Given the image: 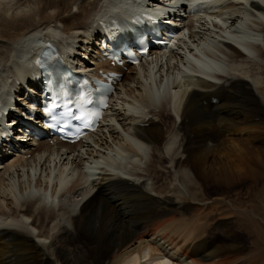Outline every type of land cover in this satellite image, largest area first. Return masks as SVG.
Segmentation results:
<instances>
[{
    "label": "bare ground",
    "instance_id": "1",
    "mask_svg": "<svg viewBox=\"0 0 264 264\" xmlns=\"http://www.w3.org/2000/svg\"><path fill=\"white\" fill-rule=\"evenodd\" d=\"M142 1L0 0V22L7 29L0 31V103L19 90L12 83L28 76V55L40 42L64 46L74 39L83 48L108 7L123 14ZM224 1L233 6L229 15L237 21L242 0ZM251 7V25L264 33V0ZM201 25L194 30L209 31ZM93 44L91 51L97 52L101 42ZM222 49L230 66L221 75L189 69L177 82L185 70L174 61H183L184 52L169 51L167 58V53L156 55L131 67L113 98L112 116L96 135L76 146L42 143L0 167V264H246L255 259L245 257L247 240L232 232L230 222H222L227 234L217 238L204 235L202 222L191 225L186 217L196 209L193 187L211 183L252 193L264 180V46L234 40ZM174 70L178 77L168 86L177 102L171 104L169 96L156 100L151 91L161 90L162 73L171 79ZM25 103L16 99L19 109ZM86 163L91 173L83 171ZM73 166L82 170L70 184ZM53 176L64 177L59 199L46 186ZM257 233L254 240L250 236L254 246L264 241Z\"/></svg>",
    "mask_w": 264,
    "mask_h": 264
},
{
    "label": "rangeland",
    "instance_id": "2",
    "mask_svg": "<svg viewBox=\"0 0 264 264\" xmlns=\"http://www.w3.org/2000/svg\"><path fill=\"white\" fill-rule=\"evenodd\" d=\"M237 14L241 15L242 13L239 12ZM6 30L5 26L0 22V31L5 32ZM261 36L263 37L262 34ZM258 38L261 40L260 37ZM261 42L263 43L262 40ZM179 80L180 78L178 77V81ZM88 165L89 167L91 166L90 164H86L85 166L89 171L90 169ZM74 168L75 167H73V169ZM79 173V168H75L73 176L69 178L70 184L77 180ZM210 184L211 183L205 186L203 185V187L200 188L193 187L191 190L192 202L196 206V209L186 216L189 218L191 225H196V222L199 224L202 222L204 226L201 228H206V231H208L204 235L208 234L211 237L218 238L227 234L225 224L222 222H225V220L226 222H230L232 232L241 233L247 240V252L245 253V257H249V254L254 255L255 259L249 260L246 264H264V241L260 240L258 237L262 244L259 245L256 243L254 246L252 240L250 239L252 237L254 240V236L258 235L257 232H262L264 234V180L262 184L256 185L254 189L252 188V193H249L246 188H223L214 186L215 184L213 186ZM216 201L223 203L221 206L214 207ZM211 206L214 208H210ZM195 234H197V232L193 235ZM196 236L201 235H195V237ZM195 255L197 257V254ZM245 257L240 258L237 262L242 263L243 261H239Z\"/></svg>",
    "mask_w": 264,
    "mask_h": 264
}]
</instances>
